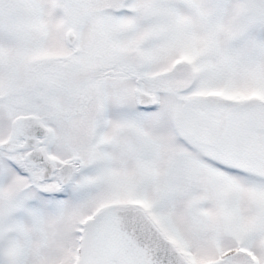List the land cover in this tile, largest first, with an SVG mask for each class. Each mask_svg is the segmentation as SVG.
Instances as JSON below:
<instances>
[{
	"label": "snow or ice",
	"instance_id": "1",
	"mask_svg": "<svg viewBox=\"0 0 264 264\" xmlns=\"http://www.w3.org/2000/svg\"><path fill=\"white\" fill-rule=\"evenodd\" d=\"M0 264H264V0H0Z\"/></svg>",
	"mask_w": 264,
	"mask_h": 264
}]
</instances>
